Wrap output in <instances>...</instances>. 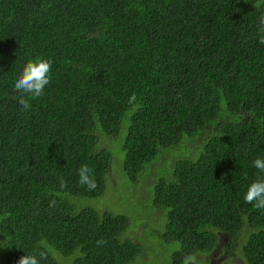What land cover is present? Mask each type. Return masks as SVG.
I'll use <instances>...</instances> for the list:
<instances>
[{"label": "trees", "instance_id": "trees-1", "mask_svg": "<svg viewBox=\"0 0 264 264\" xmlns=\"http://www.w3.org/2000/svg\"><path fill=\"white\" fill-rule=\"evenodd\" d=\"M262 16L264 0H0V264H212L229 243L264 264L244 200L264 179ZM37 58L50 83L25 111L13 85ZM117 163L155 182L134 222L82 205Z\"/></svg>", "mask_w": 264, "mask_h": 264}, {"label": "clouds", "instance_id": "clouds-1", "mask_svg": "<svg viewBox=\"0 0 264 264\" xmlns=\"http://www.w3.org/2000/svg\"><path fill=\"white\" fill-rule=\"evenodd\" d=\"M259 23L264 25V16L260 18ZM260 43H264V37ZM52 64L44 58L29 60L22 69L21 74L14 81V91L19 95L16 97L18 104L28 111L31 108L30 101L37 99L44 94L45 87L50 83V73ZM135 99V96L131 98ZM253 166L260 172H264V158H256L253 161ZM91 169L88 165H82L78 170L79 184L87 186L89 190L96 187L95 180L92 178ZM65 183H61V187H65ZM246 203L253 205L254 208L264 210V179L253 181L244 196ZM99 243V242H98ZM41 259L45 258V253H40ZM195 255H188L184 258L182 264H195ZM17 264H40V260L35 255L21 256Z\"/></svg>", "mask_w": 264, "mask_h": 264}, {"label": "rangeland", "instance_id": "rangeland-1", "mask_svg": "<svg viewBox=\"0 0 264 264\" xmlns=\"http://www.w3.org/2000/svg\"><path fill=\"white\" fill-rule=\"evenodd\" d=\"M115 154H120L119 147H115ZM115 169L111 168L109 172V185L112 189H107L106 194L100 199H83L84 206L95 208L97 210L108 211L112 214H122L128 217L148 212L146 203L144 207L140 206V201H137L142 197L143 193L149 192L150 188L155 184L151 179L138 182L135 187H131L129 180L125 176H121L117 173L119 171V164L117 163ZM153 175H156V171H153ZM122 182V184H121ZM121 184V185H120ZM119 188V189H118ZM142 212V213H141ZM138 216H134L132 221L137 220ZM140 234V230H137L136 235ZM220 257L216 259L214 257L213 264H241L242 258L241 249L229 243L226 245L224 252L219 253ZM205 256V255H202ZM61 263L64 261L62 258H58ZM63 264V262L61 263ZM204 264V263H201Z\"/></svg>", "mask_w": 264, "mask_h": 264}, {"label": "flooded vegetation", "instance_id": "flooded-vegetation-1", "mask_svg": "<svg viewBox=\"0 0 264 264\" xmlns=\"http://www.w3.org/2000/svg\"><path fill=\"white\" fill-rule=\"evenodd\" d=\"M212 264H213V262H212Z\"/></svg>", "mask_w": 264, "mask_h": 264}]
</instances>
